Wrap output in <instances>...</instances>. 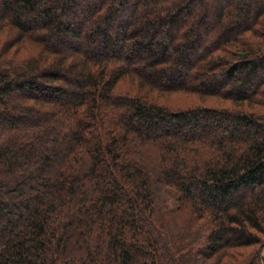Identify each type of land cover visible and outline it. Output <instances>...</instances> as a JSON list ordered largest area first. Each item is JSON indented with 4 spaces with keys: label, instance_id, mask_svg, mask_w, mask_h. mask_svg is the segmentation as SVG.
I'll return each instance as SVG.
<instances>
[{
    "label": "trees",
    "instance_id": "1",
    "mask_svg": "<svg viewBox=\"0 0 264 264\" xmlns=\"http://www.w3.org/2000/svg\"><path fill=\"white\" fill-rule=\"evenodd\" d=\"M263 239L264 0H0V264H264Z\"/></svg>",
    "mask_w": 264,
    "mask_h": 264
},
{
    "label": "rangeland",
    "instance_id": "2",
    "mask_svg": "<svg viewBox=\"0 0 264 264\" xmlns=\"http://www.w3.org/2000/svg\"><path fill=\"white\" fill-rule=\"evenodd\" d=\"M158 101H159V104L168 105V107L172 110L192 108V107H198V106L213 107V108L219 107V104L217 103V101H213V100L203 101V100L198 99L195 96H187L184 94H172L168 96L158 97ZM167 203L169 206H172V201H168ZM205 233L207 234L208 230H206ZM227 252L229 255H232L233 257L237 255V257L234 259L233 264H244V259H246L247 261L248 259L251 260L250 259L251 256L249 257V254L251 255V247H247V248L242 247L238 249L231 248ZM260 253H261V256L264 257V245L260 248ZM254 258L255 257H252V260H254ZM231 260L232 258L230 257L224 258V264L225 263L230 264Z\"/></svg>",
    "mask_w": 264,
    "mask_h": 264
}]
</instances>
